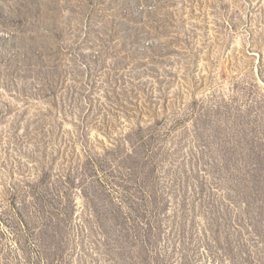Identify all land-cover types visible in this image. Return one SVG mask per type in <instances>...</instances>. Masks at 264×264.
<instances>
[{
    "label": "rangeland",
    "instance_id": "1",
    "mask_svg": "<svg viewBox=\"0 0 264 264\" xmlns=\"http://www.w3.org/2000/svg\"><path fill=\"white\" fill-rule=\"evenodd\" d=\"M0 264H264V0H0Z\"/></svg>",
    "mask_w": 264,
    "mask_h": 264
}]
</instances>
